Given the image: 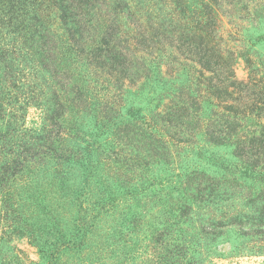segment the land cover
<instances>
[{
	"label": "rangeland",
	"instance_id": "1",
	"mask_svg": "<svg viewBox=\"0 0 264 264\" xmlns=\"http://www.w3.org/2000/svg\"><path fill=\"white\" fill-rule=\"evenodd\" d=\"M0 264H264V0H0Z\"/></svg>",
	"mask_w": 264,
	"mask_h": 264
}]
</instances>
